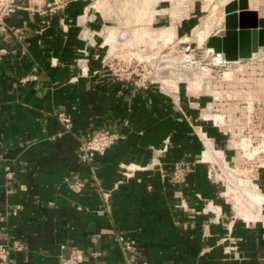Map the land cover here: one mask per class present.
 <instances>
[{"label": "crops", "instance_id": "0c3cea01", "mask_svg": "<svg viewBox=\"0 0 264 264\" xmlns=\"http://www.w3.org/2000/svg\"><path fill=\"white\" fill-rule=\"evenodd\" d=\"M86 1L45 14L19 9L0 34V239L24 246L7 264H61L73 251L77 264H264V220L230 219L200 160L197 97L135 88L102 70L93 55L103 51L84 37L99 27L81 23ZM60 112L70 115L69 130ZM100 128L126 137L87 164L80 139ZM177 161L192 166L181 186L171 181ZM75 180L86 182L81 192L70 187ZM118 231L136 241L134 253L122 250Z\"/></svg>", "mask_w": 264, "mask_h": 264}, {"label": "rangeland", "instance_id": "374dc122", "mask_svg": "<svg viewBox=\"0 0 264 264\" xmlns=\"http://www.w3.org/2000/svg\"><path fill=\"white\" fill-rule=\"evenodd\" d=\"M38 2L47 4L46 0H30L27 4L37 6ZM86 2L88 14L81 23L93 20L99 25L96 30L85 32V40L90 46L102 50L103 55L111 53L116 58L141 60L147 68H157V72H161L166 89L178 91L180 88L181 95L187 99L198 96V102L190 104L197 110L195 130L203 139L206 132V137H211L214 147L223 155L226 166L238 172V176L231 177L220 162L206 160L211 179L221 186L223 199L230 206L228 217L244 219L236 211L238 192L232 187L240 188L239 196L243 197L248 183L264 192V46L248 59L227 60L226 52L216 51L208 44L213 36L226 32V20L231 14L252 10L264 19V0H156L151 7L155 6L157 12L162 13L153 16L151 23L147 17L146 21L139 22L136 16L129 15L134 4L140 2L141 5L143 0ZM168 27L173 29L171 36L159 34ZM111 30L115 33L110 39ZM188 44H192L194 52H184ZM190 53L195 56L193 60L190 58L194 64L188 63ZM86 54L92 53L88 50ZM210 102L212 108L219 109L214 112L217 114L211 113L209 108L201 111ZM203 115L222 124L206 121L202 119ZM201 121L207 125L203 131L198 128ZM208 210L215 216L218 214L213 208ZM219 214L226 216L224 211Z\"/></svg>", "mask_w": 264, "mask_h": 264}, {"label": "built area", "instance_id": "2783aa9c", "mask_svg": "<svg viewBox=\"0 0 264 264\" xmlns=\"http://www.w3.org/2000/svg\"><path fill=\"white\" fill-rule=\"evenodd\" d=\"M30 2V0H28ZM68 0H54L53 3H49L46 5L41 4V2L37 4V6H28V5H21L19 0H0V34L7 31L6 25V18L10 16L12 13L16 12L19 9L25 10H33L39 13H47L48 10H54L60 7H63L64 4ZM4 50H2L3 52ZM184 52H194L192 48V44H188L184 47ZM193 54H189L188 63L194 64L195 61L192 56ZM96 59H101L102 61V70L109 72L115 81L127 83L130 86L139 89H149L153 86L158 87V89L169 96L176 97L181 96L180 88L178 91H173L170 89H166L162 83L160 71L157 72V68H147L146 64H142L141 60L137 59H130L126 60L124 58H116L111 55V53H107L106 55L96 54L93 55ZM191 58V60H190ZM223 63V62H222ZM99 70H96L95 73H98ZM35 78V76L31 75L26 77V79ZM179 87V84H178ZM189 91V90H188ZM201 91V89L199 90ZM197 91V92H199ZM194 93V92H193ZM196 93V92H195ZM198 97V96H197ZM178 105L180 106V98L178 99ZM213 103L210 102L206 106V108H202L201 111L203 112L204 109L209 108V111L213 114L215 111H218L217 108H212ZM219 115V114H218ZM60 121L62 122L63 126L69 130L71 128V117L69 114L65 112H60L58 114ZM191 123L193 124L192 116L187 117ZM196 117L194 120L197 121ZM204 120H213L215 124L219 125L222 124L216 123L214 119H206L204 115L202 116ZM195 126V125H194ZM198 128L203 131L204 128L202 125L198 126ZM199 136V133L196 131ZM206 136L207 133L205 132ZM201 135V134H200ZM126 136L116 130L111 128H100L97 129L95 132H89L85 136L80 139L79 142V154L83 160V162L87 164H91L97 157V155L105 154L108 149H110L113 145L118 143L119 141L123 140ZM201 141L204 143L202 136H199ZM211 139V137H209ZM212 140V139H211ZM213 141V140H212ZM214 143V142H213ZM205 144V143H204ZM166 148V147H165ZM204 151V150H203ZM203 151L201 154V158L203 155ZM2 158V151L0 148V159ZM202 162L208 163L204 161L203 158L201 159ZM6 175L7 177H12L13 172L9 167L6 168ZM192 171V166L190 162L186 161H177L173 163L172 170H171V181L176 186H181L187 179L188 174ZM86 186V182L84 180H75L70 183V187L75 192H81L84 187ZM182 194V192H180ZM106 197L109 194H105ZM201 197L200 194H198ZM180 207L186 209L187 203L184 199H181V203L179 204ZM221 211V210H220ZM1 238V235H0ZM116 241L122 248V250L126 254L134 253L136 251V241L132 238V236L126 232L118 231L116 233ZM24 250V246L22 243L16 239L9 238L7 241L2 242L0 239V264H7L10 257L14 252H20ZM226 252L230 253L233 250H236L235 246H226ZM78 262V255L76 251H73L68 258H62L61 264H77ZM146 264V263H144Z\"/></svg>", "mask_w": 264, "mask_h": 264}, {"label": "water", "instance_id": "95a60500", "mask_svg": "<svg viewBox=\"0 0 264 264\" xmlns=\"http://www.w3.org/2000/svg\"><path fill=\"white\" fill-rule=\"evenodd\" d=\"M259 17L260 13L252 10L231 14L226 20L225 34L213 36L208 46L226 52L227 60L250 58L253 52L264 46V19Z\"/></svg>", "mask_w": 264, "mask_h": 264}, {"label": "bare ground", "instance_id": "6f19581e", "mask_svg": "<svg viewBox=\"0 0 264 264\" xmlns=\"http://www.w3.org/2000/svg\"><path fill=\"white\" fill-rule=\"evenodd\" d=\"M153 1L155 2L156 0H143V3L141 5H140V2L138 3L139 5L137 3L134 4V9L131 8L133 10V12L132 13L129 12L130 13L129 15L130 16H132V15L136 16L137 19L139 20V22L146 21L145 18L147 17V21L149 19V22L151 23L153 21V19H154L153 16L162 13V11H159V13H158L157 12L158 10H156L155 6L151 7ZM148 9H152L154 12L155 11L156 12L154 13V12L151 11V13H152L151 14V13H149ZM114 33H115L114 30H111L109 32V34H110L109 38L110 39L112 37H114ZM159 34L160 35H166L167 34V35L171 36L173 34V29L171 27L162 29ZM224 34L225 33L223 32V34L221 36H223ZM202 35L203 34H201V36ZM255 52H253L251 57L255 54ZM204 137H205L204 140H205V143H206V150L204 152V159L207 160V161H218V162H220V164L223 167L224 171L226 173H228V175H230L231 177L238 176V172L237 171H234L233 169H230V168H228L226 166L223 155L220 154V150H218V149H216L214 147L213 142L211 141V139L207 138L206 136H204ZM246 187L245 186L243 187V188L247 189V190H245L244 197L241 196V195H240L241 197L239 196L240 192H242V190L240 188L232 187V190L234 188L233 191L237 190V192H238V196H237V194L235 192V194L237 196L236 197L237 198V200H236V206H237L236 211H237V213L239 215H241L240 217H245L247 219L246 221H248V222H253V221H256V220H264V213L262 212L263 209H264L263 208V206H264V192L260 191L257 187H255L254 185H252L250 183H248ZM229 189H228V191H229ZM242 197H243V199H242ZM248 207L250 208L249 210H247Z\"/></svg>", "mask_w": 264, "mask_h": 264}]
</instances>
